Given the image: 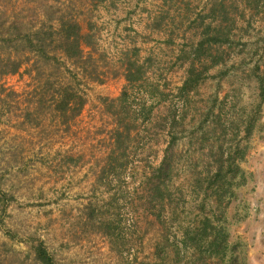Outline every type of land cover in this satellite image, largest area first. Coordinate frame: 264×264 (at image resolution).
Instances as JSON below:
<instances>
[{
    "label": "rangeland",
    "instance_id": "obj_1",
    "mask_svg": "<svg viewBox=\"0 0 264 264\" xmlns=\"http://www.w3.org/2000/svg\"><path fill=\"white\" fill-rule=\"evenodd\" d=\"M25 2L71 17L89 44L81 60L51 42L55 56L25 62L22 44L0 43V264H40L37 244L57 264H165L154 253L163 227L141 196L169 144L168 192L183 201L169 235L195 217L204 193L188 185L208 183L209 148L239 147L244 180L224 225L246 264H264V0H0V22ZM11 51L24 60L14 73ZM191 63L198 84L180 97ZM206 113L218 124L203 133Z\"/></svg>",
    "mask_w": 264,
    "mask_h": 264
},
{
    "label": "trees",
    "instance_id": "obj_2",
    "mask_svg": "<svg viewBox=\"0 0 264 264\" xmlns=\"http://www.w3.org/2000/svg\"><path fill=\"white\" fill-rule=\"evenodd\" d=\"M31 6L25 2L19 11L11 12V20L0 22V43L3 46H10L11 41H14L12 46L15 51L22 44L24 49L21 50L24 51L21 54L24 56L25 62L30 59V56L35 57L36 60L47 61L50 58L49 53L55 54V51L51 49V42H58L59 49L69 59L81 60L84 55V47L88 46L89 43L83 41L84 33L81 31L78 22L71 17L63 16V13H57L58 11L53 10L49 3L39 4L37 2L33 8ZM22 10H27L28 14L25 16L28 17H21V20L18 15L23 12ZM35 10L43 16L37 26H34V21L37 18L33 17ZM29 12H33V15L32 13L30 15ZM32 18H34L33 24L30 23ZM23 19L26 20L23 21ZM15 42L18 43L17 47H15ZM5 60V63L10 66L7 72L11 73L18 71L24 62L13 51L6 53ZM191 65L192 63L186 71L185 79L178 87L180 97H186L188 92L195 89L198 84V76L194 72L193 65ZM130 67L131 62L129 66L124 68V77L132 85L136 77L133 76ZM258 86L262 97L264 96L263 82L259 81ZM122 95H125V92ZM68 100L67 98L63 101L65 107ZM149 107L151 108V105ZM173 109L172 119L169 123H165V125L168 124V127L171 125L174 127V123L177 122L175 119L176 107ZM207 116L206 113L199 123V129L203 133L208 131L209 125L218 124V120L215 121L214 117L212 118L213 121L208 123ZM219 125L221 126L220 129L226 130L225 122L219 121ZM243 131L244 133L250 132V126L245 125ZM117 132L118 134L121 133ZM229 147L227 153L222 145H218V149L209 148L208 154H210L211 160L206 164L208 183L204 188L203 185H200L203 182H198L197 186L194 184L191 188L188 185L189 196L197 199L199 190H202L204 197L200 199L196 207H191L192 210L196 209L197 211L195 217L188 221L184 227H179L181 229L179 235L174 232L169 235L170 225L168 224L174 222L175 212L180 206V202H183L181 188H178L176 200L172 199L168 192L175 169L172 144L167 145L163 158L147 176L141 202L144 208L148 209L163 227L160 234L161 242L156 244L154 252L159 263L173 264L174 260L178 263L186 258L185 264L188 262L189 264H246V255L244 250L240 248L241 244L230 240L224 225L226 208L233 194L234 185L239 184L240 178L241 182L244 180L243 171L237 162L239 158L243 157V155H238L241 150L239 147L235 149L231 145ZM191 201L195 202V200ZM34 252L40 264H57L44 245L37 244L34 247ZM170 254L173 255L174 260H168Z\"/></svg>",
    "mask_w": 264,
    "mask_h": 264
}]
</instances>
